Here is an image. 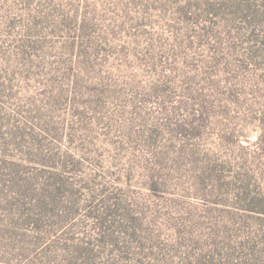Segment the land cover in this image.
I'll return each instance as SVG.
<instances>
[{"label": "rangeland", "instance_id": "obj_1", "mask_svg": "<svg viewBox=\"0 0 264 264\" xmlns=\"http://www.w3.org/2000/svg\"><path fill=\"white\" fill-rule=\"evenodd\" d=\"M0 264H264V0H0Z\"/></svg>", "mask_w": 264, "mask_h": 264}]
</instances>
